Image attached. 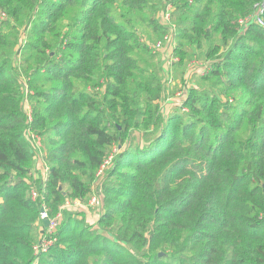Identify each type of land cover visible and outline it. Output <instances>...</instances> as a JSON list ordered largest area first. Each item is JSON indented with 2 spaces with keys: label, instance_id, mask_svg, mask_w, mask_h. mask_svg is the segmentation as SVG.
Masks as SVG:
<instances>
[{
  "label": "trees",
  "instance_id": "trees-1",
  "mask_svg": "<svg viewBox=\"0 0 264 264\" xmlns=\"http://www.w3.org/2000/svg\"><path fill=\"white\" fill-rule=\"evenodd\" d=\"M163 2L176 18L173 72L189 50L210 61L185 111L166 117L132 22L164 34L148 0H0V264H33L42 205L52 218L86 202L113 148L97 229L63 210L37 264H264L263 0ZM27 128L48 167L34 182L42 199L30 197Z\"/></svg>",
  "mask_w": 264,
  "mask_h": 264
},
{
  "label": "rangeland",
  "instance_id": "rangeland-1",
  "mask_svg": "<svg viewBox=\"0 0 264 264\" xmlns=\"http://www.w3.org/2000/svg\"><path fill=\"white\" fill-rule=\"evenodd\" d=\"M163 1L165 0H148V5L157 8L155 18L158 19V23L160 27L165 28L163 35L168 34L170 36V42L165 45V51H160L159 53H156V54L150 53L151 55H154L155 57H154V61L152 60L150 61L151 67L149 71L153 72L160 79L161 84L165 88L163 101L161 102V108H162L163 117H166L170 112L174 111L176 108H179L181 111H185L184 109H182L181 104L186 98L188 90L190 88L195 89L198 86L197 83L199 82L198 78L195 77L194 73L199 74V75L203 74L204 71H206L209 68L210 61L209 60L204 61L202 57L194 58L192 56L191 51L189 50L188 56L186 60L184 61V63L179 68L174 69V72H173L172 70V64L174 63L173 61H176V63H178V58H175L173 56V51L176 45V41L174 40L176 31L174 30L171 32L169 30V27L171 25H173L174 27L177 25L175 22L176 18L173 17V12H174L173 8H171L167 4L165 5ZM115 16L118 21L121 20L118 18V13L115 14ZM133 21H134L135 26H137L136 28L140 29V33H138L140 44L142 45L144 44L145 46L152 45L153 43L160 41L162 39L161 37H163V35L156 37V35L150 29L148 30L145 29L147 26L142 23L140 16L135 15V18L132 19V22ZM20 33L21 34H20L18 43L16 44L14 51H13L15 55L12 61H13V66L15 68L19 67V62H20L19 48H21L25 43V36L23 35L22 29L20 30ZM145 56L147 55H145L144 53H138L136 55V57L140 60L142 59L146 60L147 57ZM133 57L136 58L134 55ZM138 65L143 67V65L139 63ZM22 92L24 94V97L21 98V102H20L22 111L26 115H30L32 119V105L29 102V96L32 94V91L27 89V86L25 85L22 89ZM221 101L225 103V99L223 97L221 98ZM33 168H34V171L37 177L40 179L41 172L38 169L37 162L34 163ZM40 169H42V167ZM27 182H29V179L27 180ZM63 207H65L64 210L69 209L72 212H76L74 209V206L71 205V203H68L67 206L65 203ZM81 208L85 209L83 206ZM98 215H100L99 211H94L93 216L90 219L98 220L97 219ZM85 219H86L85 220L86 223L91 228L97 229L96 221H93L92 223H90L87 217Z\"/></svg>",
  "mask_w": 264,
  "mask_h": 264
},
{
  "label": "built area",
  "instance_id": "built-area-1",
  "mask_svg": "<svg viewBox=\"0 0 264 264\" xmlns=\"http://www.w3.org/2000/svg\"><path fill=\"white\" fill-rule=\"evenodd\" d=\"M6 19V15L3 12H0V23ZM242 25H244L246 22L241 21L240 22ZM255 23L259 24V25H263L262 21L260 18L255 16ZM169 30L172 32L175 30V27L173 25H171L169 27ZM170 42V36L168 34L163 35L162 39L160 41H157L155 43H153L152 45H147V48L152 52V54H156L159 53L160 51H165V45L167 43ZM23 89V88H22ZM26 122L27 124L31 123V117L30 115H26ZM25 139L27 141V143L30 145V148L33 151V160L34 162L38 163V169L41 172V178L39 179L34 171V168L31 169V179H32V185L33 188L30 190V197L32 200H36L37 198H41L42 196L40 195L41 193L39 191H37L34 186V182H41V185L44 186L47 180V173H48V168L44 162V158H43V152H42V139L41 137L35 135V133H33L29 128L26 129L25 132ZM117 148H113L111 154L108 156V158L103 162V164L100 166L97 174H96V178L97 181L95 182L94 186H93V190L90 194V197L88 198V200L86 202H82L80 200H75L73 201V203H71V205L74 206V209L76 212L80 211V207L81 206H85L87 208H91L94 211H100L102 210V200H101V193H100V186L104 177V173L106 170H108L111 166H112V159L113 156H115V154L117 153ZM42 167V169H40ZM66 206L68 205V201L65 202ZM79 205V206H77ZM81 205V206H80ZM64 206V205H63ZM61 207V211L56 214L54 217L50 218L48 217L47 211L45 209V206L42 205L41 211L40 212V220L42 223V227H40V233L38 236V241L37 243L34 245L33 247V255L34 257H36L35 261L33 262V264H37V256L43 253H46L47 250L49 249V247L52 246V244L55 241V238L52 236L53 232L55 231V229H57V227L61 224L62 222V212L64 210L65 207ZM47 220L48 221V225L47 227H44L43 225V221Z\"/></svg>",
  "mask_w": 264,
  "mask_h": 264
},
{
  "label": "crops",
  "instance_id": "crops-1",
  "mask_svg": "<svg viewBox=\"0 0 264 264\" xmlns=\"http://www.w3.org/2000/svg\"><path fill=\"white\" fill-rule=\"evenodd\" d=\"M81 207H82V206H81ZM81 207H80L79 209L82 210V211H79V212H82V213L84 214L85 218H86V217L88 218V220H89L90 223H92L93 221H96V222H97L96 219H95V220L90 219V218L93 216V212H94L93 209H91V208H87V207H85V206H83L85 209H82ZM91 213H92V214H91ZM97 217H99V215H98ZM97 217H96V218H97ZM97 219H98V218H97Z\"/></svg>",
  "mask_w": 264,
  "mask_h": 264
},
{
  "label": "water",
  "instance_id": "water-1",
  "mask_svg": "<svg viewBox=\"0 0 264 264\" xmlns=\"http://www.w3.org/2000/svg\"><path fill=\"white\" fill-rule=\"evenodd\" d=\"M263 7H264V0H263ZM41 212H42V211H41ZM43 225H44V227H47V225H48V221H47V220L43 221Z\"/></svg>",
  "mask_w": 264,
  "mask_h": 264
}]
</instances>
